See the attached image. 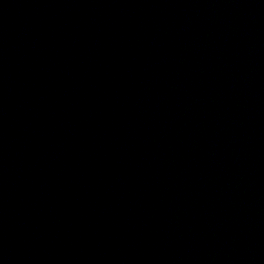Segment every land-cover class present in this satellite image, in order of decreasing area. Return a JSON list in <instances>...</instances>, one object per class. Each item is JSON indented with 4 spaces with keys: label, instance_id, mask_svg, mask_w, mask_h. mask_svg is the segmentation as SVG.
I'll list each match as a JSON object with an SVG mask.
<instances>
[{
    "label": "water",
    "instance_id": "water-1",
    "mask_svg": "<svg viewBox=\"0 0 264 264\" xmlns=\"http://www.w3.org/2000/svg\"><path fill=\"white\" fill-rule=\"evenodd\" d=\"M0 264H264V0H0Z\"/></svg>",
    "mask_w": 264,
    "mask_h": 264
}]
</instances>
